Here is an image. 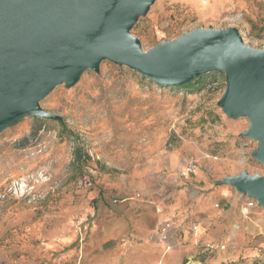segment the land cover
<instances>
[{"label":"rangeland","instance_id":"1","mask_svg":"<svg viewBox=\"0 0 264 264\" xmlns=\"http://www.w3.org/2000/svg\"><path fill=\"white\" fill-rule=\"evenodd\" d=\"M210 28L236 29L264 51V0H151L128 33L146 53ZM225 89L223 71L166 86L109 60L56 84L37 106L59 120L26 115L0 131V264H150L100 243V183L145 173L175 151L205 162L218 189L231 187L219 185L231 174L264 176L252 157L258 143L242 136L249 118L219 106ZM244 203L215 206L224 226L196 264H264V207L244 217Z\"/></svg>","mask_w":264,"mask_h":264},{"label":"water","instance_id":"2","mask_svg":"<svg viewBox=\"0 0 264 264\" xmlns=\"http://www.w3.org/2000/svg\"><path fill=\"white\" fill-rule=\"evenodd\" d=\"M151 0H0V131L26 115L59 120L37 102L58 83H75L102 60L130 68L160 85L181 86L200 72L223 71L219 106L245 115L242 134L258 143L264 166V51L246 47L236 29H197L144 53L128 33ZM219 185L264 207V176L241 173Z\"/></svg>","mask_w":264,"mask_h":264},{"label":"crops","instance_id":"3","mask_svg":"<svg viewBox=\"0 0 264 264\" xmlns=\"http://www.w3.org/2000/svg\"><path fill=\"white\" fill-rule=\"evenodd\" d=\"M184 154L182 149L164 162L155 160L142 174L103 178L97 207L100 218L95 224L102 245L121 243L124 250L150 264H196L200 249L218 240L217 230L224 225L219 222L223 214L215 206L229 203L228 210H233L243 198H238L235 188L214 187L205 162L194 175L181 177L182 165L189 160ZM135 193H141L143 201H131ZM171 217L176 218L177 231L163 244L158 230Z\"/></svg>","mask_w":264,"mask_h":264},{"label":"built area","instance_id":"4","mask_svg":"<svg viewBox=\"0 0 264 264\" xmlns=\"http://www.w3.org/2000/svg\"><path fill=\"white\" fill-rule=\"evenodd\" d=\"M201 167L200 161L195 158H191L185 161L182 165L179 175L183 178L194 175ZM131 201H143L144 197L141 193H135L130 198ZM245 203L241 207V214L244 217L250 216V212L257 208V203L248 198H244ZM217 207V205H216ZM177 231L176 218L171 217L166 222H163L158 230L159 241L163 244H167L171 239L174 238ZM207 249H212V246L206 245ZM224 249V247H221ZM170 247H167V250Z\"/></svg>","mask_w":264,"mask_h":264}]
</instances>
